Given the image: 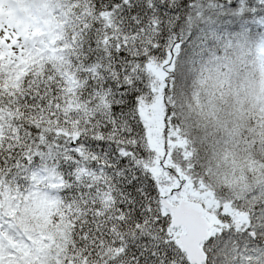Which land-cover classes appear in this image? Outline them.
<instances>
[{
    "label": "snow or ice",
    "instance_id": "6c2138e0",
    "mask_svg": "<svg viewBox=\"0 0 264 264\" xmlns=\"http://www.w3.org/2000/svg\"><path fill=\"white\" fill-rule=\"evenodd\" d=\"M0 264H264V0H0Z\"/></svg>",
    "mask_w": 264,
    "mask_h": 264
}]
</instances>
